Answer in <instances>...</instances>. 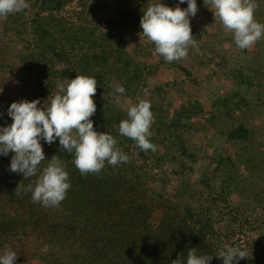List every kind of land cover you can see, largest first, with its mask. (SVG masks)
<instances>
[{
    "label": "trees",
    "instance_id": "obj_1",
    "mask_svg": "<svg viewBox=\"0 0 264 264\" xmlns=\"http://www.w3.org/2000/svg\"><path fill=\"white\" fill-rule=\"evenodd\" d=\"M111 1L34 0L32 5L37 11L32 17L22 16L25 9L2 20V36L7 40L4 49L18 58L13 65L22 73L20 81L30 86L33 101L39 99L38 106L47 108L46 102L56 95L58 82L77 75L94 77L96 112L90 117L94 130L112 135L129 161L115 167L106 162L100 173L81 175L73 164L74 156L61 150L59 138L51 145L41 140L45 161L38 168L42 171L47 160L58 156L71 183L60 206L46 208L33 203L30 192L15 193L21 182L25 187H34L39 173L24 179L22 173L9 171L14 153L0 155V254L5 247L21 253L30 242L40 264H172L179 257L186 264L188 250L196 248L198 256H213L210 264H223L216 257L218 249L232 243L241 230L236 222L220 227V202L229 203L232 189L242 198L248 192L264 211V171H252L258 167L256 162L260 166L264 160V129L257 131L244 121L255 109L253 117L264 116V100L260 97L264 55L260 44L255 43L257 53L252 56L234 42L225 47L218 40L216 49L208 48L217 62L211 75L221 70L223 79L231 84L225 92L212 89L216 94L206 93L203 101L201 95L184 98L172 114L149 95L145 100L153 113L150 142L157 150L145 152L135 141L119 134L120 121L128 117L127 110L115 103L116 96H144L147 80L155 77L161 67L173 69L178 77L180 73L183 80L162 83L157 89L169 90L170 84L183 87L188 83L196 87L200 80L194 67L185 68L187 58L170 63L162 58L156 64L140 61L136 55L148 57L155 48L152 42L131 51L123 45L124 38L142 33L140 5L133 8L127 0H115L114 12L119 19L107 21V29L100 31L91 20ZM72 2L76 7L67 9ZM177 2L172 0L167 5L172 8ZM256 2L259 7L255 19L264 24V0ZM191 30L198 42L202 33ZM20 44L23 48L17 54ZM0 71L5 72V68L0 67ZM116 84L125 88L123 94L114 91ZM237 113L241 116L235 118ZM12 122L7 112L0 114V127ZM207 128L215 129L212 135L219 139L212 148L210 162L214 168L210 172V162L200 164L198 173L193 166L201 152L189 142L194 132ZM219 141L225 146L220 147ZM136 157L141 160L139 164ZM241 166L249 169L246 174L241 173ZM245 224L252 232L264 228L262 217ZM262 245V240L255 239L244 243L242 248L249 255L238 264H264ZM18 258L15 264H20Z\"/></svg>",
    "mask_w": 264,
    "mask_h": 264
},
{
    "label": "clouds",
    "instance_id": "obj_2",
    "mask_svg": "<svg viewBox=\"0 0 264 264\" xmlns=\"http://www.w3.org/2000/svg\"><path fill=\"white\" fill-rule=\"evenodd\" d=\"M187 3L181 9L179 4ZM214 13L215 22L222 25L227 33H232L235 45L241 50L251 48L264 38V24L257 22L255 11L259 7L256 0H204ZM28 7L27 0H0V20H7L10 14L23 12ZM198 12L196 0H179L175 8L163 3L149 5L140 20L142 34L155 46V53L166 62L186 59L189 47H196L190 26V17ZM97 91L94 77L77 75L75 79L58 82L56 95L49 99L47 108H40L39 99L32 102L21 100L11 103L8 116L12 123L0 127V155L14 153L9 171L22 173L24 179L37 176L35 186L25 187L22 182L15 190L31 193L33 203L49 208H58L71 188L69 173L64 163L53 156L41 171L38 166L45 161L41 140L51 145L57 138L61 150L74 156L73 164L81 175L98 174L107 162L115 167L127 163L129 156L118 147L116 139L108 133L94 130L90 119L96 112L93 100ZM114 91L119 94L125 88L116 84ZM115 103H121L120 95ZM149 101L141 99L129 106L127 119L119 123V134L135 141L139 149L155 152L157 146L150 142L153 113ZM247 250L223 245L217 252V258L223 264H238L247 258ZM17 254L5 247L0 254V264H15ZM213 256L196 254V248L187 252L186 264H210ZM172 264H182L180 257Z\"/></svg>",
    "mask_w": 264,
    "mask_h": 264
},
{
    "label": "rangeland",
    "instance_id": "obj_3",
    "mask_svg": "<svg viewBox=\"0 0 264 264\" xmlns=\"http://www.w3.org/2000/svg\"><path fill=\"white\" fill-rule=\"evenodd\" d=\"M171 1L172 0H127V3L133 8H138L137 6L140 5L142 6L143 11H145L149 5L158 4L161 2L164 5L168 6L167 3ZM33 2L34 0H27L28 7L26 8V11L22 14L23 17H32V15L37 11V6L32 5ZM178 3L179 2L174 3L172 8H175ZM196 3L198 7V12L195 17H190V26L196 29L197 32H201L202 36L201 39L197 42L196 47H189V55L187 56L186 62L187 66H185V68L189 67L190 65L194 67L195 73H193L199 78L200 85L197 84V86L194 87L188 83L186 86L183 85V87H175L174 85L170 84L171 89L169 90L165 88L157 89L156 86L162 87V83H172L175 80H177L176 82L179 83V81L183 80V75H181L180 73H178V77L177 72H175L173 69L161 67L155 77H150L147 80V88L144 90V96L138 94L136 95L135 99L120 98L121 103L119 104V107L128 110L129 106L136 104L134 101L139 99H149L148 97L149 95H151L163 104V107L168 114H172L173 111L179 107L181 102L184 101V98L186 99L187 97L194 96L199 97L201 95L199 99L203 101L206 100V93L216 94L218 92H225L231 87L229 81L225 78L223 79L221 70H218L217 75H211V71L216 68L215 64H217V62L214 59L215 56L213 55V53L209 52L208 48L217 47L219 44L218 40H222L223 45L225 47H228L231 42H234L233 34L227 33L223 29L221 24L215 22L214 13L208 8L207 5L204 4V0H196ZM108 6L109 7L107 8H102L101 11L96 13L91 20L93 24H98L100 31H105L107 29V21H114L116 19H119L116 15V12H114V8H116L115 0L109 2ZM75 7V2H72L68 4L67 9H72ZM179 7L181 9H185L187 8V3L179 4ZM141 14L143 13H139L138 17H141ZM261 19H263V17H261L259 20ZM2 26L3 21L0 20V67L1 69L5 68V72L0 71V114L6 112L8 113V108L13 102H19L21 100H27L28 102L33 101L31 97L32 91L30 86L23 84L20 81L22 73L20 70H18L17 67L13 65L14 63H18V58L11 57L10 52H6V49H4L7 40L5 37L2 36ZM141 34L142 33H139L135 36L130 35L129 37L124 38L123 45L126 46L129 51H131L137 45H141L142 48H144V46H146L145 43H149L150 41ZM258 42L260 44V52L264 55V38H261L260 40H258ZM22 46L23 45L21 44L17 46V54L20 53V50L22 51ZM245 53H247L248 56L256 54V45L254 44L251 48L246 49ZM136 57L140 61H146L149 64L159 63L163 58L159 54L155 53V48L152 49L148 57L142 56L141 53L137 54ZM155 89L157 90L154 93L148 92V90L153 91ZM180 89L183 90L182 93L179 91ZM212 89H215L216 93L213 92ZM261 91L262 92L260 93V97L262 100H264V87L261 89ZM255 113L256 109L254 110V112L247 114V116L244 118V121L250 128L253 127L257 131L263 130L264 116L260 118L253 117L252 115H254ZM239 116H241V114L237 113V115H235L234 117L237 118ZM229 125L232 124L229 122ZM213 131H215V129L213 128L198 130L194 132L191 136L189 145H194L201 152L200 157L198 159V163L193 166L196 169L195 172L198 171L199 173V169L197 170V167L200 164H208L213 158L212 148L215 146V143L219 140L212 135ZM219 145L221 147V145L223 146L224 144H221V142L219 141ZM229 151L231 153L233 152L232 150ZM133 157H135V155H132V158ZM136 158L137 159L135 160H137V163L139 164L141 160L139 159V157ZM256 165L258 167L256 169H252L253 172L264 171V160L260 162V166L257 162ZM208 168H210L209 170L211 172L214 168V165L210 162V166ZM247 170L249 169H247L245 166H241L240 171L242 174H246ZM261 188L264 193V187ZM233 191V189L230 191V195L227 198V201L229 203L223 204L220 202V204L218 205L223 214V218L219 217L220 227L224 228L230 222H236L241 230L240 235L235 236L233 238L232 243L228 242L227 245L243 249L242 247L244 243L255 239L257 241L262 240V246L264 248V228L258 227L254 232H252L249 226L245 224V222H249L253 219L261 217L264 220V211L257 207L254 200L251 198L253 196L252 194L245 192L242 198L241 194ZM231 210H233V212ZM233 214H235L236 216H233ZM259 233H261V235H258ZM251 243L253 244V242ZM34 248L35 247H32L29 242L27 243V246L23 247L21 253H16L19 257L18 260L20 264H40L39 259L32 254L35 250ZM42 249L44 250V248Z\"/></svg>",
    "mask_w": 264,
    "mask_h": 264
}]
</instances>
